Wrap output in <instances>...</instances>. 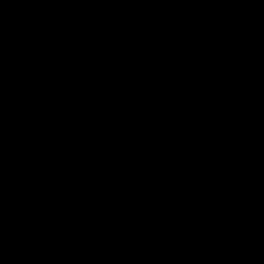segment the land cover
I'll return each mask as SVG.
<instances>
[{"label": "water", "instance_id": "95a60500", "mask_svg": "<svg viewBox=\"0 0 264 264\" xmlns=\"http://www.w3.org/2000/svg\"><path fill=\"white\" fill-rule=\"evenodd\" d=\"M107 107L185 264H264V0H33Z\"/></svg>", "mask_w": 264, "mask_h": 264}]
</instances>
